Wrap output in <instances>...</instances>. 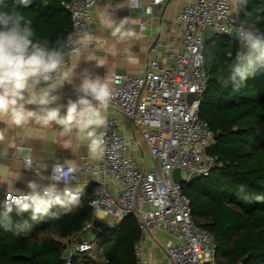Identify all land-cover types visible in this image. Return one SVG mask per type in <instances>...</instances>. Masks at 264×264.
Listing matches in <instances>:
<instances>
[{
  "label": "built area",
  "instance_id": "obj_1",
  "mask_svg": "<svg viewBox=\"0 0 264 264\" xmlns=\"http://www.w3.org/2000/svg\"><path fill=\"white\" fill-rule=\"evenodd\" d=\"M237 1L194 0L186 4L176 14L177 36L167 41L153 40L142 72H118L112 76L113 97L107 111L108 123L103 129L106 141L103 159L95 162L84 159L79 166L64 164L77 169L73 183L79 180L81 172L97 177L91 185L94 191L88 203L93 220L114 223L130 215L137 220L140 235L133 245L136 264H147L141 243L145 234L155 229L174 239L164 247L171 264H217L214 236L194 223L189 201L182 194L180 184L172 180V171L178 168L181 178L186 179L192 172L206 176L216 165L217 157L204 150L211 147L215 133L198 113L200 97L210 79L203 62V33L210 29L214 34L229 36L240 25H246L247 20L235 8ZM166 2L129 0L130 7L140 9L145 16H152ZM95 3L96 0L61 2L70 19L62 46L67 59L77 54L76 38L92 31ZM145 27L143 20L139 29L144 31ZM173 45H176L174 51L169 49ZM158 48H163L160 58L152 56ZM189 94H193L191 102H188ZM120 119L128 121L131 131H138L152 167L145 168L129 152L134 141L132 136L127 139L121 133ZM109 178L119 185L115 192L110 189ZM59 187L62 191L64 185ZM70 190L80 196V191L71 187ZM10 194L1 193V205ZM92 224L86 223L82 231L90 230ZM64 244V264H71L76 255L90 250L94 242L79 234L64 239Z\"/></svg>",
  "mask_w": 264,
  "mask_h": 264
},
{
  "label": "trees",
  "instance_id": "obj_2",
  "mask_svg": "<svg viewBox=\"0 0 264 264\" xmlns=\"http://www.w3.org/2000/svg\"><path fill=\"white\" fill-rule=\"evenodd\" d=\"M64 0H33L22 9L52 41L64 39L69 15ZM240 17L259 21L264 31V0H238ZM240 48L227 35L214 34L203 45V62L210 79L200 97L199 117L215 133L211 154L215 167L206 176L180 184L195 224L211 232L217 264H264V69L241 84L238 91L224 86L227 67ZM92 186L84 189L75 205L54 206L51 215L32 218L31 212L2 215L0 204V264H64V239L81 234L93 223L89 200ZM140 229L133 216L101 229L90 250L76 255L71 264H136L133 245ZM94 255H91V252Z\"/></svg>",
  "mask_w": 264,
  "mask_h": 264
},
{
  "label": "clouds",
  "instance_id": "obj_3",
  "mask_svg": "<svg viewBox=\"0 0 264 264\" xmlns=\"http://www.w3.org/2000/svg\"><path fill=\"white\" fill-rule=\"evenodd\" d=\"M246 7L247 0H241ZM33 0H0V123L21 132L36 125L42 129L58 128V135L66 138L64 146L71 147V139L86 143L92 160L103 159L106 152L105 132L107 111L111 106L113 91L109 81L85 72L77 86L80 93L76 100L69 99L66 105L59 104L55 93L65 83L71 84L75 68L71 67L62 42L55 45L48 39L38 38L31 19L22 9H29ZM126 20L119 24L108 16L101 24L120 41L136 36L126 28ZM259 21L249 17V22L237 27L232 36L240 48L227 67L224 86L238 91L241 84L255 72L264 69V31ZM80 58L87 59L84 52L94 46L92 36L85 33L74 41ZM97 67L103 66L100 61ZM32 106V107H30ZM6 141L0 131V143ZM33 161H24L25 169H32ZM77 169L61 163L51 166L45 182L29 180L28 191H16L6 196L2 215L8 217L14 210L19 215L31 212L32 218L48 216L54 206L67 207L78 203V192L70 190ZM0 178L15 180V173H0ZM63 184L61 191L59 185ZM55 215V213H51Z\"/></svg>",
  "mask_w": 264,
  "mask_h": 264
},
{
  "label": "crops",
  "instance_id": "obj_4",
  "mask_svg": "<svg viewBox=\"0 0 264 264\" xmlns=\"http://www.w3.org/2000/svg\"><path fill=\"white\" fill-rule=\"evenodd\" d=\"M194 0H167L159 6L152 16H145L140 9L130 7L129 0H96L93 7V29L89 33L94 46L84 52L86 60L82 57L78 61V54L69 57V64L75 68V77L71 84L65 83L55 94L60 97L59 104L66 105L68 100H76L80 93L76 91L80 84L82 75L85 72L93 76L106 78L109 83L115 73L137 74L143 71L147 59V50L153 40L167 41L176 37L178 23L176 14L186 5ZM147 3L148 0H142ZM111 16L117 24L126 20V28L133 30L136 36L120 41L111 35L109 29L101 24V18ZM146 20L144 31L139 29V24ZM39 27H33L38 38H46L40 35ZM51 40V39H50ZM49 40V41H50ZM64 40V39H63ZM63 40L60 39L63 46ZM55 45V41H52ZM175 50L176 45L169 48ZM163 48H158L152 56L161 57ZM100 61L103 66L97 67L96 62ZM32 107V106H30ZM107 115V114H106ZM121 133L127 138L132 136L134 143H130L129 152L145 167H152V160L149 157L147 148L143 143L138 131H131L127 120L120 119ZM0 131L6 136V141L0 143V173L11 171L15 173V180L0 178V197L3 191L15 193L16 191H28L26 185L29 180L45 182L49 175L50 166L54 163L79 166L84 159L95 162L89 157L86 143L78 141L75 137L71 139V147H65L64 141L58 135V128L42 129L31 125L23 132L17 129L8 128L0 123ZM24 158L33 161L32 169L24 168ZM96 176L90 173L81 172L79 180L71 184V189L82 192L96 181ZM110 189L115 192L119 185L109 178ZM112 224L113 222H106ZM84 234V235H83ZM94 234L90 230L83 231L80 237L93 240ZM174 239L166 232L155 229L147 233L141 243L142 257L147 264H171L164 252L166 245L172 244ZM94 255V252H91Z\"/></svg>",
  "mask_w": 264,
  "mask_h": 264
},
{
  "label": "water",
  "instance_id": "obj_5",
  "mask_svg": "<svg viewBox=\"0 0 264 264\" xmlns=\"http://www.w3.org/2000/svg\"><path fill=\"white\" fill-rule=\"evenodd\" d=\"M233 33V32H232ZM232 33L229 35V38L234 40L233 36H232ZM214 37V33L212 30L210 29H207L206 31H204L203 33V40H204V43L210 41L212 38ZM193 99V94H189L188 95V102H191V100ZM205 152H210L211 150V147L210 146H207L205 147ZM200 176L198 175V173L196 172H192L190 173L186 179H182L181 176H180V171L178 168H175L173 171H172V180L175 182V183H178V184H181L182 182H191L193 180H196L197 178H199ZM2 207L4 208V205H2ZM109 227V224H107L106 222L104 221H101V220H97L95 219L93 221V224H92V228H91V232L93 234H95L96 232L100 231L101 229H105V228H108ZM243 260H241L242 262Z\"/></svg>",
  "mask_w": 264,
  "mask_h": 264
},
{
  "label": "rangeland",
  "instance_id": "obj_6",
  "mask_svg": "<svg viewBox=\"0 0 264 264\" xmlns=\"http://www.w3.org/2000/svg\"><path fill=\"white\" fill-rule=\"evenodd\" d=\"M219 35H224V36H226V34H219ZM227 36H228V35H227ZM228 37H229V36H228ZM184 182H185V181H184ZM184 182H182V183H184ZM182 183H181V184H182ZM83 235H84V234H83Z\"/></svg>",
  "mask_w": 264,
  "mask_h": 264
}]
</instances>
